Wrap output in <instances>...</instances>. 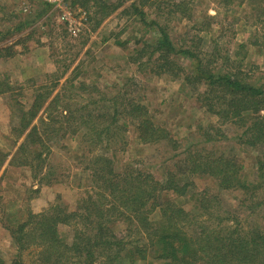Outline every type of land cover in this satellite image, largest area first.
<instances>
[{"label": "trees", "instance_id": "1", "mask_svg": "<svg viewBox=\"0 0 264 264\" xmlns=\"http://www.w3.org/2000/svg\"><path fill=\"white\" fill-rule=\"evenodd\" d=\"M91 1L86 0V5ZM123 2L125 0H93L95 13L100 16L97 25ZM182 3L174 1L173 11H183ZM250 3L264 25V0H250ZM133 6L144 17L143 10L135 3ZM150 24L156 26L157 34L137 49L140 60L146 57L158 72H181L183 68L177 65L176 57L188 58L191 69L184 73L183 79L203 85L197 103L217 117L219 126L211 123L213 132L202 131L198 126L202 142L183 150L186 167L179 171L170 169L160 179L135 164H124L121 168L107 153L95 152L89 156L104 138L115 136L127 123L135 126L137 137L144 144L180 146L181 143L154 120L142 101L119 92L110 98H91L92 104L102 102L100 108L93 111L87 109L89 103L70 102L71 95L66 91L51 97L54 89L40 86L29 107L18 110V124L12 127L16 141L24 137L17 157H23L22 163L40 176L49 166L52 149L48 142L54 135L67 133L68 128L72 134L88 129L83 136L89 137L86 140L93 149L86 153V158H90L86 160L84 171L90 186L74 210L69 211L56 202L39 214L30 212L28 218L15 227L7 225L17 248L11 264H27L23 255L32 248L35 255L30 264H140L148 256L163 264H264V226L246 225L245 217L223 207L218 194L236 192L238 205L251 213L257 208L260 213L264 208L261 207L264 206V84L239 65H233L231 56L218 48V44L213 50L204 51H198L193 39L191 44L177 46L166 27L154 19ZM67 67L55 78L63 77ZM71 79L67 78L65 83ZM57 84L58 81L54 86ZM80 87L85 89V83ZM2 88L1 91H7L9 85ZM35 120L40 124L34 123ZM66 122L69 127H64ZM222 125L235 127V139L242 151L253 149L256 152L253 180L246 176V165L238 154L209 151L205 145L200 146L218 142L223 137ZM102 148L109 150L112 145L109 143ZM7 155L0 151V166ZM51 168L52 165L40 176L41 180L53 172ZM187 174L210 180L218 192L209 187L194 190V181L184 178ZM168 195L182 197L184 202L177 203ZM154 211L158 212L157 217ZM260 216L264 219V213ZM119 223L126 225L124 236L116 230ZM62 226L69 229L62 230Z\"/></svg>", "mask_w": 264, "mask_h": 264}, {"label": "rangeland", "instance_id": "2", "mask_svg": "<svg viewBox=\"0 0 264 264\" xmlns=\"http://www.w3.org/2000/svg\"><path fill=\"white\" fill-rule=\"evenodd\" d=\"M174 1L183 2V11H173ZM89 3L88 6L86 0H0V82L9 85V90L1 91L4 85L0 84V151L8 154L0 166V264H11L17 253L7 225L15 227L26 220L30 212L39 214L56 202L69 211L74 210L90 186L84 171L86 160L90 158H86V153L93 149L88 146L90 142L86 138L89 137L83 136L88 129L72 134L68 128L67 133L59 132L51 138L49 166L39 175H44L50 165L53 172L42 180L32 167L22 163L23 157H17L24 137L16 141L12 127L18 124V110L29 107L40 86L53 88L51 97L66 91L71 95L70 102L89 103L87 109L93 111L98 110L102 102L92 104L91 98H110L119 92L142 101L154 120L165 127L180 146L144 144L138 139L135 126L127 123L115 136L104 138L89 156L95 152L107 153L121 168L124 164H135L162 179L170 169L184 168V149L202 142L198 126L202 131L213 132L210 124L218 127L219 121L197 103L203 85L183 79L184 73L191 69L188 58L176 57L177 65L183 68L181 72H158L146 57L140 60L137 49L157 34L151 20L166 27L177 46L191 44V39L198 51L213 50L218 44V48L231 56L233 65L240 66L264 84V25L259 22L250 0H125L98 25L100 16L95 13L93 0ZM134 3L143 10L144 17L135 10ZM66 67L64 76L56 79ZM75 67H78L76 71ZM67 78L72 79L65 83ZM56 81L58 84L54 86ZM81 82L85 83V89L80 87ZM43 117L47 119L46 113ZM34 123L40 124V121ZM64 127H69L67 122ZM112 127L116 128L114 124ZM221 129L223 137L218 142L199 145H205L209 151L238 154L246 165V176L253 180L256 152L253 149L242 151L235 139V127L222 125ZM106 143H111L110 151L102 148ZM187 177L194 181V190L209 187L218 192L210 180L189 174L184 178ZM218 194L223 207L245 217L246 225L264 226L260 216L264 208L260 213L258 208L251 213L238 205L236 192ZM170 198L177 203L184 202L182 197ZM153 214L157 217L158 212ZM125 226L118 224L116 230L120 236L126 233ZM61 229L69 228L62 226ZM32 250L23 255L27 264L34 259ZM151 257L140 264H163Z\"/></svg>", "mask_w": 264, "mask_h": 264}]
</instances>
